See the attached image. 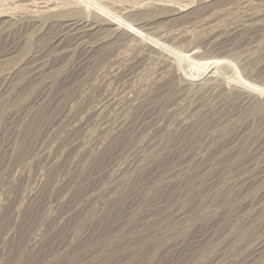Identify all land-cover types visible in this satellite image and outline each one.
<instances>
[{"label": "rangeland", "instance_id": "rangeland-1", "mask_svg": "<svg viewBox=\"0 0 264 264\" xmlns=\"http://www.w3.org/2000/svg\"><path fill=\"white\" fill-rule=\"evenodd\" d=\"M70 1L0 0V264H264V0Z\"/></svg>", "mask_w": 264, "mask_h": 264}, {"label": "bare ground", "instance_id": "bare-ground-1", "mask_svg": "<svg viewBox=\"0 0 264 264\" xmlns=\"http://www.w3.org/2000/svg\"><path fill=\"white\" fill-rule=\"evenodd\" d=\"M10 2H16V1H20V0H9ZM27 1V0H26ZM63 1V0H62ZM70 1V0H69ZM77 1V0H76ZM85 1V0H84ZM102 1V0H101ZM104 1V0H103ZM111 1V0H110ZM175 1V0H174ZM44 2V1H43ZM78 2V1H77ZM80 2V1H79ZM125 2V1H124ZM71 3V1H70ZM74 3V2H72ZM106 3V2H105ZM110 3V2H109ZM127 3V2H126ZM10 4V3H9ZM77 4V3H76ZM91 4V3H90ZM94 4V3H93ZM99 5V3H97ZM124 4V3H123ZM62 5H65V4H62ZM82 5V4H81ZM92 5V4H91ZM117 5V4H116ZM127 5V4H126ZM141 5V4H140ZM145 5V4H144ZM151 5V4H150ZM176 5V4H175ZM96 6V4H95ZM95 6H93L95 8ZM102 6V5H101ZM147 6V5H146ZM149 6V5H148ZM88 7V6H87ZM99 6H97L98 8ZM132 9V8H131ZM12 10V9H11ZM82 10V9H81ZM100 10V9H99ZM130 10V9H129ZM185 10V9H184ZM42 11V10H41ZM108 11V10H106ZM34 12V11H33ZM104 12V11H103ZM14 13V12H13ZM32 13V12H31ZM41 13V12H40ZM49 13V12H48ZM60 13V12H59ZM62 13V12H61ZM108 14V13H107ZM110 14V13H109ZM108 14V15H109ZM115 14V13H113ZM4 15V14H3ZM38 15V14H37ZM111 16V15H109ZM108 16V17H109ZM107 17V16H106ZM114 17V16H113ZM75 18V17H74ZM108 19V18H107ZM114 19V18H113ZM116 19V18H115ZM44 20V19H43ZM118 20V19H117ZM117 22V21H115ZM118 22H121V21H118ZM106 23V22H105ZM81 24V23H80ZM120 24V23H118ZM123 25V24H122ZM126 27V26H125ZM131 30V29H130ZM52 31V30H50ZM138 31V30H137ZM88 32V29H87V26H79L77 25V23H71L69 25H66L64 27H62L61 29H59L56 37H58L56 40H60L61 38H69V44H74V43H77L79 41L82 40V38H84L85 34H87ZM150 33V32H149ZM141 35V34H140ZM84 43V42H83ZM151 43V42H150ZM161 47V46H160ZM143 53V52H142ZM205 64V62H204ZM82 78V77H81ZM261 87V86H260ZM258 253V252H257Z\"/></svg>", "mask_w": 264, "mask_h": 264}]
</instances>
